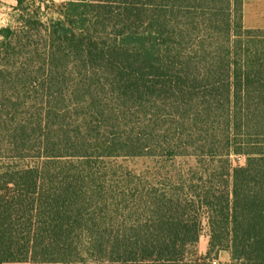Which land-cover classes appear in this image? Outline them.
<instances>
[{
    "label": "trees",
    "instance_id": "obj_1",
    "mask_svg": "<svg viewBox=\"0 0 264 264\" xmlns=\"http://www.w3.org/2000/svg\"><path fill=\"white\" fill-rule=\"evenodd\" d=\"M243 2L64 0L44 21L16 0L0 28V264H192L203 218L209 250L264 264V28L244 26Z\"/></svg>",
    "mask_w": 264,
    "mask_h": 264
},
{
    "label": "rangeland",
    "instance_id": "obj_2",
    "mask_svg": "<svg viewBox=\"0 0 264 264\" xmlns=\"http://www.w3.org/2000/svg\"><path fill=\"white\" fill-rule=\"evenodd\" d=\"M34 0L32 6L29 7V12L36 10L37 6L40 4L39 13L42 19L48 20L49 18H55L57 16V6L64 0ZM20 11L16 8V0H0V28L5 26H16L17 19L19 17ZM242 21L245 27L250 26H264V0H244L242 6ZM251 28V27H250ZM229 163L231 167L243 165L245 162V157L243 155L231 154L229 156ZM116 164H122L128 170H132L135 173L146 174L147 176H152L155 172L154 163L145 158H127V159H117ZM198 166L191 159L180 160L177 159L175 164L172 165V171H181L186 175V172L196 171ZM191 175V172H189ZM187 177L189 175L187 174ZM195 178L191 180L190 184H195ZM194 255L191 257L192 264H231L230 252L227 249L221 250H209L208 249V229L206 226V221L203 218L202 230L194 246ZM23 264H30L29 262H24Z\"/></svg>",
    "mask_w": 264,
    "mask_h": 264
},
{
    "label": "crops",
    "instance_id": "obj_3",
    "mask_svg": "<svg viewBox=\"0 0 264 264\" xmlns=\"http://www.w3.org/2000/svg\"><path fill=\"white\" fill-rule=\"evenodd\" d=\"M251 28H264V26H259V25H255V26H250Z\"/></svg>",
    "mask_w": 264,
    "mask_h": 264
},
{
    "label": "built area",
    "instance_id": "obj_4",
    "mask_svg": "<svg viewBox=\"0 0 264 264\" xmlns=\"http://www.w3.org/2000/svg\"><path fill=\"white\" fill-rule=\"evenodd\" d=\"M212 264H216V262L213 261Z\"/></svg>",
    "mask_w": 264,
    "mask_h": 264
}]
</instances>
